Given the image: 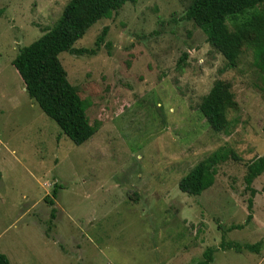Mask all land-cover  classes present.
<instances>
[{
    "label": "rangeland",
    "instance_id": "obj_1",
    "mask_svg": "<svg viewBox=\"0 0 264 264\" xmlns=\"http://www.w3.org/2000/svg\"><path fill=\"white\" fill-rule=\"evenodd\" d=\"M70 1L0 0V253L11 264H192L215 248L212 264H264V173L246 224L245 176L264 156V72L251 38L230 68L185 19L192 0L127 3L75 44L95 49L108 27L96 55H60L100 125L78 146L30 99L12 64ZM216 81L232 95L225 132L200 111ZM219 149L230 157L213 187L182 192L180 180ZM223 240L261 247L237 253L222 250Z\"/></svg>",
    "mask_w": 264,
    "mask_h": 264
},
{
    "label": "trees",
    "instance_id": "obj_2",
    "mask_svg": "<svg viewBox=\"0 0 264 264\" xmlns=\"http://www.w3.org/2000/svg\"><path fill=\"white\" fill-rule=\"evenodd\" d=\"M138 0H71L64 8L60 19L43 36L32 44L20 49L12 64L25 84L30 99L34 100L44 113L53 119L71 141L80 146L89 141L100 125H92L87 115L85 102L68 79L60 55L68 52L74 56L96 55L105 44L109 28L105 27L97 37L95 49H78L75 44L82 39L96 23L111 19L127 3L135 4ZM4 9H0V18ZM185 19L193 21L207 35L208 43L228 62L230 68L237 66L242 47L251 38L255 60L264 72V0H192ZM228 21L235 24L232 31ZM186 55L182 60L186 59ZM233 104L232 95L223 81H216L210 92L204 97L200 111L215 132L229 129L227 114ZM230 157V151L221 149L199 162L179 182L182 192L200 196L215 184L219 165ZM264 173V156L257 158L248 166L245 176L249 215L246 224L254 218L253 198L258 193L253 187L254 181ZM2 174L0 172V183ZM60 186L54 187L53 198H57ZM53 207L54 200L46 197ZM51 218H56L53 208ZM244 225H233L229 231L242 229ZM260 243L240 244L222 241V250L259 252ZM215 248H207L202 259L192 264H212ZM0 264H11L9 258L0 253Z\"/></svg>",
    "mask_w": 264,
    "mask_h": 264
}]
</instances>
